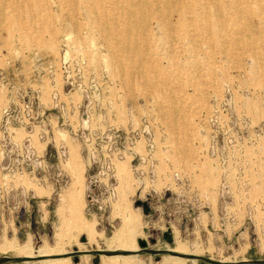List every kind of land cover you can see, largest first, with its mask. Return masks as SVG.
I'll return each mask as SVG.
<instances>
[{"label": "rangeland", "instance_id": "rangeland-1", "mask_svg": "<svg viewBox=\"0 0 264 264\" xmlns=\"http://www.w3.org/2000/svg\"><path fill=\"white\" fill-rule=\"evenodd\" d=\"M104 1L0 0L1 264H264V0Z\"/></svg>", "mask_w": 264, "mask_h": 264}, {"label": "bare ground", "instance_id": "bare-ground-1", "mask_svg": "<svg viewBox=\"0 0 264 264\" xmlns=\"http://www.w3.org/2000/svg\"><path fill=\"white\" fill-rule=\"evenodd\" d=\"M43 1V0H42ZM98 0H83V2L88 3L91 6V3L94 4L96 3ZM205 1V3H200L198 8H201V10L203 9L205 12H217V11H223V9L225 8V0H211V4L207 2V0H203ZM226 1H231L234 3H240V1L238 0H226ZM45 2V1H44ZM121 1L120 0H106L104 1V3L106 5H108L106 7L107 10H111V11H117L118 10V14L115 15L114 18L111 19V21L119 27V35H124L123 37L127 36V34H130V30L133 29L135 27V21L133 20L134 17H136V12L139 9H143L147 7V3H145L143 0H139V2L137 3L136 6H134L133 3L130 2H126L125 1ZM171 0H152V4L154 5H158L160 6L162 12L166 15L167 13L169 14V12L171 11L172 6L170 5ZM177 2V0H176ZM190 3V1H189ZM242 3V2H241ZM238 5V4H237ZM246 5V4H245ZM263 7V6H262ZM105 9V10H106ZM194 9V8H192ZM233 9V7H232ZM235 9V8H234ZM233 9V10H234ZM246 10V9H245ZM195 11V9H194ZM193 11V12H194ZM186 12H184L185 14ZM189 13V12H187ZM203 13V12H202ZM227 13V12H226ZM1 14V13H0ZM193 13H191L192 15ZM223 14V13H221ZM215 15V14H214ZM213 15V16H214ZM233 15V14H232ZM167 16V15H166ZM165 16V17H166ZM173 16V14H172ZM203 16V15H202ZM138 17V16H137ZM141 17V16H140ZM159 17V16H158ZM200 17V16H199ZM226 17V16H225ZM230 17V16H229ZM143 18V17H142ZM191 18V17H190ZM205 18V16H204ZM1 19V18H0ZM138 19V18H137ZM141 19V18H140ZM199 19V18H198ZM201 19V18H200ZM236 19V18H235ZM164 20V19H163ZM203 20V18H202ZM148 21V20H147ZM222 21V18H221ZM140 22V20H139ZM171 23V22H170ZM241 23V22H240ZM237 24V23H236ZM145 25V24H144ZM242 25V24H241ZM190 27V26H189ZM212 27V26H211ZM137 28V27H136ZM146 28V27H145ZM171 28V27H170ZM242 27H237V34H241L243 33L241 29ZM137 31V30H136ZM135 33V32H134ZM236 34V35H237ZM128 39V38H127ZM240 39V38H239ZM239 42V41H238ZM127 49L125 47H122L119 49V52L125 56ZM128 54V53H127ZM139 60V58H138ZM117 64V63H116ZM118 66V65H117ZM77 204V198L75 197L74 193L69 191L68 194L66 195V198L63 200L62 204H61V209L62 208H68L70 210V215L71 217H73L74 219L77 218V216L75 215V206ZM123 226L126 228H129V231L127 233V231H121L119 233H117L114 237V240L116 242H119L120 245V249L123 251H136L135 247L131 245V243L129 242L130 238H134L138 232L137 230V225L133 222L132 217L128 216L124 219V224ZM71 228L76 230L77 232L79 231H86L88 234L90 233V228L86 225H79L77 222H75L73 225H71ZM92 234V231H91ZM2 251H16L17 253L21 254L23 257L22 258H32V249L29 246V244L26 245H18L16 242H6L4 244V247L2 248ZM178 251V250H177ZM40 257L42 256H46L47 254H49L48 252L44 251V250H38V252H36ZM192 255V254H191ZM177 256V255H176ZM137 257V256H136ZM182 257V256H180ZM67 259V258H66ZM123 264H141L138 261H134L130 258H125V257H121ZM192 261V260H191ZM25 264H31L26 262ZM39 264H69L68 260H63V259H56V260H47V261H42ZM160 264H186L184 259L178 258V257H169V258H163V260L161 261Z\"/></svg>", "mask_w": 264, "mask_h": 264}, {"label": "water", "instance_id": "water-1", "mask_svg": "<svg viewBox=\"0 0 264 264\" xmlns=\"http://www.w3.org/2000/svg\"><path fill=\"white\" fill-rule=\"evenodd\" d=\"M139 245H140L141 247H144V246H145V243L142 242V241H140V242H139ZM13 261H15V259H13V258H9V257H3V258H0V264H1V263H9V262H13Z\"/></svg>", "mask_w": 264, "mask_h": 264}]
</instances>
